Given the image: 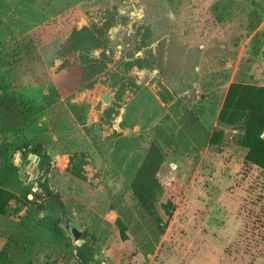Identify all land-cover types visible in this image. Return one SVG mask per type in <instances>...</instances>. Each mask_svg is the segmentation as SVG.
<instances>
[{"label":"rangeland","instance_id":"obj_1","mask_svg":"<svg viewBox=\"0 0 264 264\" xmlns=\"http://www.w3.org/2000/svg\"><path fill=\"white\" fill-rule=\"evenodd\" d=\"M103 22L109 44L91 55L109 63L84 90L56 52ZM132 59L150 69H130L117 101ZM231 82L264 86V0H0V188L31 202L0 215V264H79L81 245L96 264H264V172L216 122ZM151 143L159 183L181 187L169 218L165 192L148 211L129 189ZM73 153L85 181L67 172Z\"/></svg>","mask_w":264,"mask_h":264},{"label":"trees","instance_id":"obj_2","mask_svg":"<svg viewBox=\"0 0 264 264\" xmlns=\"http://www.w3.org/2000/svg\"><path fill=\"white\" fill-rule=\"evenodd\" d=\"M110 24L103 22L100 26L89 24L79 29H72L64 42L59 46L56 57L59 60L58 70L63 71L74 86L84 89H93L96 79L104 74L109 60L100 53L93 57L91 52L105 49L109 40L105 37ZM122 66L121 74L113 75L115 80L110 84L113 88L117 85L114 97L120 101L126 87L136 88L130 82L122 81L124 75L132 68L138 70L150 69L149 64L142 63L139 59L119 62ZM117 108L119 106H116ZM106 114L115 113L113 108H108ZM219 125L240 131L237 145L245 150L243 161L245 164L256 167L264 172V86L231 82L227 86L222 104L216 116ZM223 131L213 130L208 138V145H219ZM165 159L158 147L151 143L129 183L132 196L145 210L152 209L153 199L157 194L166 193L167 199L160 205L166 218L171 217L176 207L177 199L181 194V187L176 178L163 185L159 183V171ZM86 164L84 153H73L69 156L67 172L70 176L85 181L83 166ZM58 205L61 203L55 200ZM18 202L22 206H30L31 202L26 196H16L12 192L0 188V215L6 213L11 203ZM159 223V221H158ZM115 225L121 237L124 236V226L119 219ZM79 264H96L92 256L86 253V246L81 245L76 250Z\"/></svg>","mask_w":264,"mask_h":264},{"label":"water","instance_id":"obj_3","mask_svg":"<svg viewBox=\"0 0 264 264\" xmlns=\"http://www.w3.org/2000/svg\"><path fill=\"white\" fill-rule=\"evenodd\" d=\"M101 100H102L103 103H108L109 102V97L107 95H103L101 97ZM69 232H70V234H71V236H72V238L74 240H77L79 238L80 234H81V232L75 226H71L69 228Z\"/></svg>","mask_w":264,"mask_h":264},{"label":"crops","instance_id":"obj_4","mask_svg":"<svg viewBox=\"0 0 264 264\" xmlns=\"http://www.w3.org/2000/svg\"><path fill=\"white\" fill-rule=\"evenodd\" d=\"M257 86H263V85H257Z\"/></svg>","mask_w":264,"mask_h":264}]
</instances>
